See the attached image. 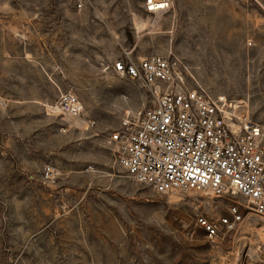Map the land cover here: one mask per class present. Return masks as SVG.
<instances>
[{
  "label": "rangeland",
  "instance_id": "obj_1",
  "mask_svg": "<svg viewBox=\"0 0 264 264\" xmlns=\"http://www.w3.org/2000/svg\"><path fill=\"white\" fill-rule=\"evenodd\" d=\"M145 1L0 0V264H264V217L241 195L129 177L107 138L150 96L100 65L177 55L264 123V0H169L157 14ZM67 91L95 125L47 112ZM234 204L241 219L210 237L201 221L233 219Z\"/></svg>",
  "mask_w": 264,
  "mask_h": 264
},
{
  "label": "built area",
  "instance_id": "obj_2",
  "mask_svg": "<svg viewBox=\"0 0 264 264\" xmlns=\"http://www.w3.org/2000/svg\"><path fill=\"white\" fill-rule=\"evenodd\" d=\"M70 1L78 10L86 5V0ZM145 7L157 14L169 7V0H146ZM100 65L138 81L150 96L148 106L128 113L107 138L131 179L159 193L241 195L264 217V123L252 121L240 112V104L194 81L189 65L177 55L134 57L125 52ZM47 112L95 125L72 91L61 93ZM231 212L233 219L201 221L210 237L219 235V225L230 229L241 219L239 205Z\"/></svg>",
  "mask_w": 264,
  "mask_h": 264
},
{
  "label": "bare ground",
  "instance_id": "obj_3",
  "mask_svg": "<svg viewBox=\"0 0 264 264\" xmlns=\"http://www.w3.org/2000/svg\"><path fill=\"white\" fill-rule=\"evenodd\" d=\"M138 19H139V18H138ZM141 24L144 25L143 22H142ZM144 27H145V26H144Z\"/></svg>",
  "mask_w": 264,
  "mask_h": 264
}]
</instances>
